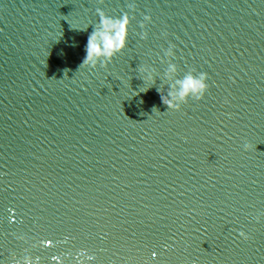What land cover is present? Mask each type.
<instances>
[{
    "label": "water",
    "instance_id": "95a60500",
    "mask_svg": "<svg viewBox=\"0 0 264 264\" xmlns=\"http://www.w3.org/2000/svg\"><path fill=\"white\" fill-rule=\"evenodd\" d=\"M193 262L264 264V0H0V264Z\"/></svg>",
    "mask_w": 264,
    "mask_h": 264
},
{
    "label": "clouds",
    "instance_id": "9594fccd",
    "mask_svg": "<svg viewBox=\"0 0 264 264\" xmlns=\"http://www.w3.org/2000/svg\"><path fill=\"white\" fill-rule=\"evenodd\" d=\"M98 11L101 16L100 28L94 29L88 36L85 49L86 56L82 63L84 66L96 67L101 57H107L108 60H111L116 53L123 51L127 46L128 24L130 23L127 14L116 18L106 16L102 10ZM207 77L208 73H202L200 77L186 76L182 81H179V96L185 98L191 92L196 91L200 93L197 99H203L209 88V84L205 83ZM144 91H147V89ZM164 103L169 107H173L172 102L167 99H164Z\"/></svg>",
    "mask_w": 264,
    "mask_h": 264
}]
</instances>
